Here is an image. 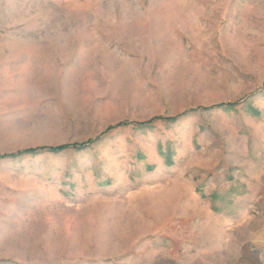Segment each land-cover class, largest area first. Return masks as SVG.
Listing matches in <instances>:
<instances>
[{
	"label": "rangeland",
	"instance_id": "rangeland-1",
	"mask_svg": "<svg viewBox=\"0 0 264 264\" xmlns=\"http://www.w3.org/2000/svg\"><path fill=\"white\" fill-rule=\"evenodd\" d=\"M0 264H264V0H0Z\"/></svg>",
	"mask_w": 264,
	"mask_h": 264
},
{
	"label": "trees",
	"instance_id": "trees-1",
	"mask_svg": "<svg viewBox=\"0 0 264 264\" xmlns=\"http://www.w3.org/2000/svg\"><path fill=\"white\" fill-rule=\"evenodd\" d=\"M63 148H65V146H62V147H60L59 149H57V150L54 149V150L57 152V151H59V150H62Z\"/></svg>",
	"mask_w": 264,
	"mask_h": 264
}]
</instances>
